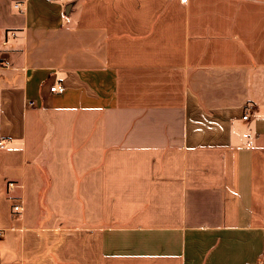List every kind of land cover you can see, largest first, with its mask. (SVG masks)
Wrapping results in <instances>:
<instances>
[{
    "label": "crops",
    "instance_id": "obj_1",
    "mask_svg": "<svg viewBox=\"0 0 264 264\" xmlns=\"http://www.w3.org/2000/svg\"><path fill=\"white\" fill-rule=\"evenodd\" d=\"M0 62V264H264V0H0Z\"/></svg>",
    "mask_w": 264,
    "mask_h": 264
},
{
    "label": "built area",
    "instance_id": "obj_2",
    "mask_svg": "<svg viewBox=\"0 0 264 264\" xmlns=\"http://www.w3.org/2000/svg\"><path fill=\"white\" fill-rule=\"evenodd\" d=\"M180 1H181L182 3H185V2H186V0H180ZM0 67H3V65H2L1 62H0ZM63 90H64L63 85H62L61 83H58V82L54 83V84L50 87V91L53 92V93H62ZM245 118H246V117H245ZM3 147H4V144H2V143L0 142V148L2 149ZM8 186H9V187H12V184H9ZM19 210H20L19 206H14V207H13V211H14V212H18ZM2 235H3V231L0 230V237H2Z\"/></svg>",
    "mask_w": 264,
    "mask_h": 264
}]
</instances>
